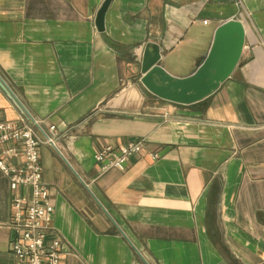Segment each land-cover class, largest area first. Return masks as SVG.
<instances>
[{
  "label": "crops",
  "instance_id": "0c3cea01",
  "mask_svg": "<svg viewBox=\"0 0 264 264\" xmlns=\"http://www.w3.org/2000/svg\"><path fill=\"white\" fill-rule=\"evenodd\" d=\"M104 2L0 0V77L18 103L0 88V124L56 128L39 162L61 264H264V0H110L99 32ZM231 20L244 47L214 94L183 106L142 86L148 45L185 78ZM131 143L141 151L102 172L95 155ZM22 192L0 172V264H17Z\"/></svg>",
  "mask_w": 264,
  "mask_h": 264
},
{
  "label": "built area",
  "instance_id": "2783aa9c",
  "mask_svg": "<svg viewBox=\"0 0 264 264\" xmlns=\"http://www.w3.org/2000/svg\"><path fill=\"white\" fill-rule=\"evenodd\" d=\"M56 143V128L51 126L45 130L34 119L0 124V148L9 144L19 145L23 158L21 166H10L4 157L17 158L19 152L6 148L0 153V172L8 178L11 190L24 192L12 201L10 229L16 237L10 251L17 264H61L65 253L59 238H49L53 232L54 208L49 190L42 181L39 162V147L47 145L57 150ZM140 151L139 143H131L118 150L108 146L100 150L94 160L101 165L102 172H106L122 167Z\"/></svg>",
  "mask_w": 264,
  "mask_h": 264
},
{
  "label": "water",
  "instance_id": "95a60500",
  "mask_svg": "<svg viewBox=\"0 0 264 264\" xmlns=\"http://www.w3.org/2000/svg\"><path fill=\"white\" fill-rule=\"evenodd\" d=\"M110 0H105L97 14L95 24L103 31L104 14ZM244 47V28L237 20L228 21L215 31L207 54L196 63L195 71L188 77L175 78L161 66V55L156 45H148L140 64V83L153 96L172 104L189 106L199 103L230 78L238 65ZM0 88L15 103L13 93L0 77ZM18 104V103H17Z\"/></svg>",
  "mask_w": 264,
  "mask_h": 264
}]
</instances>
